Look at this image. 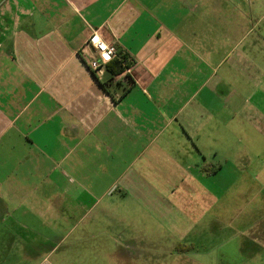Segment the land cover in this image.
<instances>
[{"label": "crops", "instance_id": "obj_1", "mask_svg": "<svg viewBox=\"0 0 264 264\" xmlns=\"http://www.w3.org/2000/svg\"><path fill=\"white\" fill-rule=\"evenodd\" d=\"M221 234L264 264V0H0V264H213Z\"/></svg>", "mask_w": 264, "mask_h": 264}, {"label": "built area", "instance_id": "obj_2", "mask_svg": "<svg viewBox=\"0 0 264 264\" xmlns=\"http://www.w3.org/2000/svg\"><path fill=\"white\" fill-rule=\"evenodd\" d=\"M85 47L91 50L85 53L84 59L98 78L103 76L107 64L120 54L128 57L125 64H129V67L122 73L123 77L130 73L135 65L134 60L125 51H120L115 43H107L97 33L89 37Z\"/></svg>", "mask_w": 264, "mask_h": 264}, {"label": "rangeland", "instance_id": "obj_3", "mask_svg": "<svg viewBox=\"0 0 264 264\" xmlns=\"http://www.w3.org/2000/svg\"><path fill=\"white\" fill-rule=\"evenodd\" d=\"M263 146L262 144H258ZM255 161V160H254ZM229 234H221L218 236L216 250L211 251L212 257L209 263L212 261L213 264H253L252 261L245 263L243 259V250H240V244L238 242H231L229 245H225L226 237ZM59 250L57 253H65L68 249L69 244L73 242H84L83 238H88V235L81 234H68L61 233L57 235ZM57 257V254L55 255ZM255 264V263H254Z\"/></svg>", "mask_w": 264, "mask_h": 264}, {"label": "trees", "instance_id": "obj_4", "mask_svg": "<svg viewBox=\"0 0 264 264\" xmlns=\"http://www.w3.org/2000/svg\"><path fill=\"white\" fill-rule=\"evenodd\" d=\"M127 58L126 55L120 54L117 58L107 64L106 69L113 78L122 74L129 67V64H125Z\"/></svg>", "mask_w": 264, "mask_h": 264}]
</instances>
